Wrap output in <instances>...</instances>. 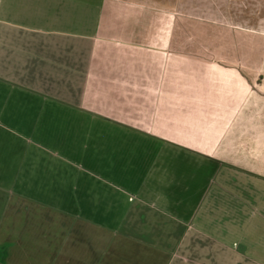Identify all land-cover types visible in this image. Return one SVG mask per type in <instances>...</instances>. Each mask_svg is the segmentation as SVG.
Instances as JSON below:
<instances>
[{
    "label": "crops",
    "instance_id": "0c3cea01",
    "mask_svg": "<svg viewBox=\"0 0 264 264\" xmlns=\"http://www.w3.org/2000/svg\"><path fill=\"white\" fill-rule=\"evenodd\" d=\"M0 128V264H264V0H0Z\"/></svg>",
    "mask_w": 264,
    "mask_h": 264
},
{
    "label": "rangeland",
    "instance_id": "374dc122",
    "mask_svg": "<svg viewBox=\"0 0 264 264\" xmlns=\"http://www.w3.org/2000/svg\"><path fill=\"white\" fill-rule=\"evenodd\" d=\"M3 127H4V126H3ZM12 128H13L15 131H19V132L25 134L26 136L29 135V133L24 132L21 128H19V127H17V126H12ZM12 132H13V130H12ZM13 133H14V132H13ZM0 134H2L3 136H4V135L6 136V141L2 142L3 144H5L7 141H9V138H10V139L12 138V137H10V134H8V132H7L6 130L1 129V128H0ZM26 136H25V137H26Z\"/></svg>",
    "mask_w": 264,
    "mask_h": 264
}]
</instances>
